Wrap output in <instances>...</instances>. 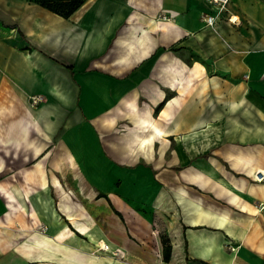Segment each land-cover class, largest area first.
<instances>
[{
	"label": "crops",
	"instance_id": "0c3cea01",
	"mask_svg": "<svg viewBox=\"0 0 264 264\" xmlns=\"http://www.w3.org/2000/svg\"><path fill=\"white\" fill-rule=\"evenodd\" d=\"M227 8L207 26L203 14L215 11L207 0H86L70 17L31 0H0L5 207L33 218L43 210L40 200L29 205L32 192L1 183L7 165L32 166L22 178L40 181L48 204L51 192L63 196L58 208L74 227L63 231L83 251L94 248L79 234L88 230L97 243L95 223L74 209L71 189L99 191L110 220L105 232L97 228L110 251H96L122 254L87 253L84 264H145L139 249L150 240L160 256L149 254L153 264H263L264 178L256 177L264 174V0ZM145 209L171 240L169 262ZM38 235L21 240L27 254H0V264L60 259Z\"/></svg>",
	"mask_w": 264,
	"mask_h": 264
},
{
	"label": "rangeland",
	"instance_id": "374dc122",
	"mask_svg": "<svg viewBox=\"0 0 264 264\" xmlns=\"http://www.w3.org/2000/svg\"><path fill=\"white\" fill-rule=\"evenodd\" d=\"M32 166H22V165H16V164H9L7 165V169L6 172L3 174L2 176V180L1 183L8 186H11L12 183H14V186H19L21 187L25 192L29 191V193L32 194L30 196H32L33 198L31 199L30 197L27 196V199L30 200L29 205L32 204V200L35 201L36 200H40V204L43 207L42 211H37L34 212V218L33 215H28L25 214L23 211H20L17 207V211H14L13 209H11V207H5V204L8 203L7 201L9 200V198L6 201V198H4L3 196L0 195V206L2 209V212L0 214V254H1V258L4 260L7 256L9 255H18L20 256L22 253L27 254V251H23L24 249V245H22L20 242L23 239H30V238H39L42 237L40 235H38L39 233H42L43 235H45L46 237H49L51 240V244H49V250H50V254L52 256H59L60 259H55L56 257H51L50 259L44 261L45 264H84V260L83 258H81V256L85 257L86 255H88L87 253L92 254V257H98V255L104 256V257H112V256H117L119 254H122V252L120 250H115L112 252H98V251H102V250H106V251H110L107 248V242L105 239V235L104 234H99L103 232H105L104 227L106 225V222L109 221V216L108 213L106 212V210L103 208L102 203H100L97 200V195L99 194V191L97 190V188L95 186H92V188H90V191L88 192V194L85 195H81V193L74 191V189L72 190V200H70V203L72 204V206L74 207V209L77 210L79 216H81L82 218H84L83 220H86L85 218H87V221L89 220V218L92 216L93 221L95 223V225L92 227V238L94 237V239L97 241L96 242H92L88 237L87 231L88 230H84V233L86 232V234L84 235L86 237V239H84V236L80 233L79 235H81V241H84L85 244H87L90 248H94L90 251H83L81 250V248L79 249V243L77 241V243L74 244V240L72 239V234L71 232H64L63 229L66 225H69L74 229V227L72 226L71 222L67 219V215L63 212H61L58 208V206H60V203L63 199V196H56L54 193L51 192L52 198H50V201L52 203V206H50L48 203H46L43 199L44 202H41V194L40 192H38L37 189H40V181H32V180H26V177L22 178V175L20 172L25 171L27 168H31ZM19 170V171H17ZM16 172H19V176L17 175V177H15L14 180L13 177L10 175L11 173H14L13 175H15ZM10 175V176H9ZM39 187V188H38ZM67 190H69L67 188ZM78 191V190H77ZM34 193V194H33ZM36 195L37 198L34 196ZM69 202V201H68ZM18 204V203H17ZM37 208L39 209V206H37ZM52 208H57V217H58V221L60 222L61 226L58 230L56 229H51L49 222H48V218L50 216H53V212H51ZM11 209V210H10ZM13 210V211H12ZM145 212L147 213V215H154V232L155 233H159L160 235H162V233L166 232L165 229H163V225L161 220L157 217V213L154 214V212H150V210L145 209ZM150 213V214H149ZM32 218H31V217ZM149 217V216H148ZM54 219H52V224ZM6 221H9V223H7ZM101 227V231L97 228V226ZM158 227H160L159 232H158ZM53 230H56L55 232ZM1 231H8L5 233H1ZM21 231H26L27 234H22L20 233ZM14 233L17 234V236H23L20 237V239H12L10 238L11 235H13ZM167 234V233H166ZM90 237V238H91ZM32 240V239H31ZM18 242V243H17ZM89 242H92L91 244H88ZM77 246V247H76ZM109 247V246H108ZM79 249V250H77ZM81 250V251H80ZM98 250V251H96ZM140 254H143L145 257L142 261V263L145 264H153L154 262L149 259V254H154V257L160 258L159 253L156 252L155 250V245L153 243H151V240L149 241V243H147L146 241L141 243V247L139 249ZM123 257V256H122ZM97 259L93 258L90 259L89 263L87 264H101V260L104 261L103 259H101L98 263L96 261ZM59 261H61L59 263ZM106 262V261H105ZM36 264V263H34ZM106 264H108L106 262ZM110 264V263H109ZM264 264V263H263Z\"/></svg>",
	"mask_w": 264,
	"mask_h": 264
},
{
	"label": "trees",
	"instance_id": "16d2710c",
	"mask_svg": "<svg viewBox=\"0 0 264 264\" xmlns=\"http://www.w3.org/2000/svg\"><path fill=\"white\" fill-rule=\"evenodd\" d=\"M41 4L44 7L58 13L64 17H70L79 7H81L86 0H31ZM164 102L159 105V108L162 107ZM100 195H105L100 193ZM109 199V198H108ZM111 205L113 206L111 200L109 199ZM114 207V206H113ZM115 211L123 218V215L114 207ZM163 241V257L166 262L171 260L172 253V244L171 240L168 237V234L162 233L161 235ZM205 264H210L206 261H203Z\"/></svg>",
	"mask_w": 264,
	"mask_h": 264
},
{
	"label": "built area",
	"instance_id": "2783aa9c",
	"mask_svg": "<svg viewBox=\"0 0 264 264\" xmlns=\"http://www.w3.org/2000/svg\"><path fill=\"white\" fill-rule=\"evenodd\" d=\"M209 1L214 7H215V11L210 12V13H204L203 14V19L205 21V24L207 26H213L217 23V20L219 18V13L221 12L222 9L227 10V6L230 3L231 0H207ZM239 19V16H237L235 18V15H231L229 16L228 20L232 23H237ZM32 102L36 103L40 100V97L38 95H34L31 97ZM258 180H261L264 178V174L261 175H257L256 177ZM228 244V248L231 251H234L236 249V246L233 245L231 242L227 243Z\"/></svg>",
	"mask_w": 264,
	"mask_h": 264
},
{
	"label": "bare ground",
	"instance_id": "6f19581e",
	"mask_svg": "<svg viewBox=\"0 0 264 264\" xmlns=\"http://www.w3.org/2000/svg\"><path fill=\"white\" fill-rule=\"evenodd\" d=\"M53 224H52V226H58L59 224H60V222L58 221V217H57V213L55 212V210L53 211ZM70 225V224H69ZM69 225H66L64 228H65V230H67V231H70V226ZM73 229V228H72ZM73 231V230H72ZM75 231V230H74ZM89 235H91V234H89ZM74 236H77L76 234H74ZM92 236V235H91Z\"/></svg>",
	"mask_w": 264,
	"mask_h": 264
}]
</instances>
